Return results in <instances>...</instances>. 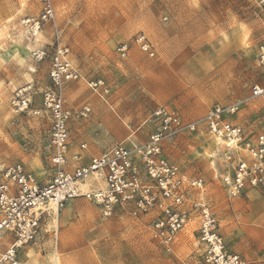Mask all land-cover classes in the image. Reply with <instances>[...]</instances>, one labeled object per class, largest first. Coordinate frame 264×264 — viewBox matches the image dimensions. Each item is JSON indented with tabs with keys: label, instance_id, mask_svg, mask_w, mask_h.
I'll use <instances>...</instances> for the list:
<instances>
[{
	"label": "rangeland",
	"instance_id": "rangeland-1",
	"mask_svg": "<svg viewBox=\"0 0 264 264\" xmlns=\"http://www.w3.org/2000/svg\"><path fill=\"white\" fill-rule=\"evenodd\" d=\"M51 2L62 43L68 46L71 63L81 75L80 80L66 84L64 97L73 110L91 107L88 119L75 121L79 122L77 129L84 130L82 140L88 145H106L104 128L89 125L96 117L106 122L109 114L122 122L126 136L117 144L130 146L145 141L153 130L148 118L157 106L175 111L185 121L196 120L213 104L240 100L254 83L264 84V67L255 57L257 45L264 41V12L253 0ZM40 11V0H0V163L20 162L35 178L46 181L50 178V119L44 112H16L11 103L13 93L27 87L31 108L40 109L42 91L50 85L48 59L37 61L33 54L38 48L50 47L54 27L47 23L31 38L21 23ZM137 33L147 36L154 58L137 46L131 47L127 57H119V44ZM97 78L110 87L106 100L87 85ZM244 109L255 112V122L249 127L264 130L261 100L251 101ZM177 140L167 141L165 148ZM189 150L193 159L184 165H194V171L178 165L186 176L203 178L205 188L199 197L204 199L207 193L209 198L204 201L216 218L212 197L221 189L217 179L206 178L201 167L208 152L197 147ZM53 217L47 222L56 226V236L51 227V235L43 241L47 247L50 241L51 248L56 247L59 264H200L195 219L180 230L172 252L166 253L151 237L144 218L137 221L117 213L105 219L83 199L70 201ZM232 240L226 237L229 245ZM248 245V250L255 248ZM257 254L264 256V249Z\"/></svg>",
	"mask_w": 264,
	"mask_h": 264
},
{
	"label": "built area",
	"instance_id": "built-area-1",
	"mask_svg": "<svg viewBox=\"0 0 264 264\" xmlns=\"http://www.w3.org/2000/svg\"><path fill=\"white\" fill-rule=\"evenodd\" d=\"M40 1V13L21 23L31 38L47 23L54 27L50 47L38 48L33 54L37 61L48 59L50 85L42 91L40 109L31 108L27 87L16 90L11 103L16 112H44L49 117L50 178L38 180L20 162L0 163V264H21L20 250L38 240L47 228V220L54 218L67 201L78 198L98 208L105 219L117 213L133 219L146 217L151 237L166 253L172 252L180 230L195 219L201 264H245L240 254L228 249L218 221L199 197L205 188L203 178L186 176L168 159L163 147L167 141L204 132L224 148L222 158L230 170L220 174L219 183L227 197L238 198L250 188L264 189V130L228 119L253 100H261L264 110V84L254 83L240 100L213 104L196 120L185 121L175 111L157 106L148 118L153 130L145 141L130 146L116 144L88 164H79L78 152L72 154L71 160L68 158L69 126L72 121L88 119L91 107L73 110L65 104V85L80 80L81 75L71 63L69 48L56 28L51 0ZM253 1L264 12V0ZM132 46L149 58L156 55L147 36L137 33L119 44V57H127ZM255 57L257 64L264 67V41L257 45ZM87 85L99 97L110 93L102 78L89 80ZM84 147L81 144L80 149ZM52 229L55 237L56 226Z\"/></svg>",
	"mask_w": 264,
	"mask_h": 264
},
{
	"label": "crops",
	"instance_id": "crops-1",
	"mask_svg": "<svg viewBox=\"0 0 264 264\" xmlns=\"http://www.w3.org/2000/svg\"><path fill=\"white\" fill-rule=\"evenodd\" d=\"M65 90H66V85L64 87V95H65ZM69 91L70 89H68V92ZM109 96H110V93L108 96L100 97V98L103 100H106V98ZM64 99H65L66 106L72 109V107L74 106L73 105L71 106V104L69 105L65 97ZM244 107H242L236 114L229 116L228 119L233 123H238V124L249 127L250 122H255L253 120L255 117L254 116L255 112L250 111L249 109H244ZM96 111H97V107L94 106V113ZM111 117L113 116L107 114L106 122L96 117L94 121H92L89 124L91 127L101 126L102 128H104L106 132V134L103 135L106 140L105 146H98L97 143H94L95 145L89 144L90 145L89 146L87 142L82 140L84 130L77 129L76 127L78 126L79 122L72 121L70 123V126H69L70 141H69V148H68L69 160H71V156L73 153L78 152L81 156L79 164L86 165L89 163L91 158L99 156L105 150L112 148L118 142H120L121 140L125 138L126 130L124 129L122 122L111 119ZM185 137L186 139L184 140ZM185 137L184 138L181 137L180 140L178 139L177 141H174L178 143H176L175 145L169 146L168 149H166L167 147L165 148L166 146V142H165L164 147H163L165 155L168 157L170 161L176 163L177 165L181 163L183 169L189 170L192 173L194 171L193 170L194 165L193 166L186 165V164L184 165L185 162L193 159V156L191 155L190 153L191 151L189 149L190 147H197V148H202L203 150H206L203 145L205 144L206 147H208V150H206V152L208 153L206 154L209 155L211 160L210 161L208 160L209 157L206 158L205 160L202 159L201 167L203 168V173L205 174L206 178H210L213 176L215 179H217L219 183L220 174H222V172H224L226 169L230 170V165L225 163L222 158V153L224 151L222 144H220L218 141H216L211 136H208L204 132H198L195 134L186 135ZM198 137H202V138L199 139ZM201 141H204V142H202L203 144L200 145ZM81 144L85 145L83 149H80ZM214 144L217 146L215 150L212 147ZM48 147H49L48 154H50L49 128H48ZM102 147H106L107 149L102 151ZM182 154H184L183 157H182ZM178 166L180 167V165ZM195 166L198 167V163L195 162ZM182 168L180 167V169L183 172ZM46 169H47V166H46ZM197 175L199 174H191L188 176H197ZM40 180H43V177H41ZM43 182H45V180ZM219 187H220V183H219ZM220 189H221V193H219L218 195H214L212 198H214L213 205H214V208H216L217 217L219 219V220L216 219L219 223V232L222 235L228 249L232 252L240 254L244 258L245 264H264V256L257 254L259 250L264 249V189L263 188H250V189H247L241 197L233 198V199L226 198L225 197L226 193L225 194L222 193L224 192V190L221 187ZM206 195L207 193H205L204 199L201 196V199L203 201L204 200L206 201V199L209 198V196L207 195L206 197ZM82 199L83 198L69 200L66 202L65 205H67L70 201H77V200H82ZM205 203L208 204V202H205ZM93 207L96 208L95 206ZM142 218H144L143 221L145 220L148 223V219L146 217H141L139 219H142ZM136 220L138 221V219ZM52 226H55V225L52 224ZM52 226L48 224L47 228H45L41 232L40 237L35 243L29 246H26L20 250L19 260L21 264L22 263L24 264H54L56 261L58 262L56 247L55 249L51 248L52 246L51 241H50L51 243L50 246L47 247V243L43 241L46 238H48L49 235H51V232L53 230L51 231L50 229ZM226 237L233 239L232 245H229V243L226 241ZM248 243H252L255 246V248L248 250L247 249L249 248ZM200 250L201 248L199 247V252ZM38 256H41L43 260H41L40 257Z\"/></svg>",
	"mask_w": 264,
	"mask_h": 264
},
{
	"label": "bare ground",
	"instance_id": "bare-ground-1",
	"mask_svg": "<svg viewBox=\"0 0 264 264\" xmlns=\"http://www.w3.org/2000/svg\"><path fill=\"white\" fill-rule=\"evenodd\" d=\"M217 141V140H216ZM212 146V145H211ZM213 149L215 150L217 148V146L214 144L213 146ZM223 147V146H222Z\"/></svg>",
	"mask_w": 264,
	"mask_h": 264
}]
</instances>
